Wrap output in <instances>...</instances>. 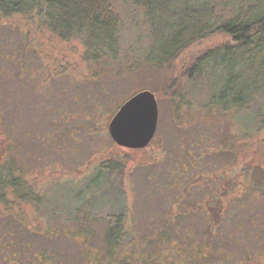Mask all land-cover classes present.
Masks as SVG:
<instances>
[{"label": "rangeland", "instance_id": "obj_1", "mask_svg": "<svg viewBox=\"0 0 264 264\" xmlns=\"http://www.w3.org/2000/svg\"><path fill=\"white\" fill-rule=\"evenodd\" d=\"M110 1L117 29L77 26L67 9L65 22L62 8L48 21L0 15V148L6 150L0 235L6 231L12 245L42 253L41 264H111L105 239L113 207L118 214L125 207L129 230L144 231L163 217L169 221L170 212L185 218L180 209L188 202L229 184L224 206L233 219L217 231L229 249L258 254L249 264H264V48L242 53L238 66L234 52L203 55L191 82L183 68L228 37L210 33L176 59L167 57L193 27L230 22L229 10L215 18L221 14L215 4L248 11L258 0ZM45 21L53 31L38 26ZM74 34L83 41L61 37ZM141 91L157 94L156 133L147 147L119 146L109 134L110 116ZM111 163L124 166L123 197L112 193ZM14 178L42 194V204L20 200L25 189L14 194ZM90 198L97 203L79 212ZM169 225L151 235L154 249L166 255L175 246ZM141 243L137 264L148 257Z\"/></svg>", "mask_w": 264, "mask_h": 264}, {"label": "trees", "instance_id": "obj_2", "mask_svg": "<svg viewBox=\"0 0 264 264\" xmlns=\"http://www.w3.org/2000/svg\"><path fill=\"white\" fill-rule=\"evenodd\" d=\"M29 1L30 0H0V15L2 17H7L19 14L26 17V19L29 18L34 21L36 19L47 20L52 16L54 9L60 10V8H62L65 10L67 9L73 14V16H76L73 23L77 26L82 27L83 24H85L88 27H99L103 30L117 29L119 26V13L116 12L110 0ZM215 8H217L218 11L221 10L220 15H215V18L217 19H224V13L228 10L231 11V16L227 18L230 22L227 21L226 24H224L223 22L219 23V21H215L205 23L197 29L196 27H193L192 30L186 33L185 36L187 38L185 43L175 49L171 55L167 56L169 57V60L176 59L179 57L180 52L194 45L197 41L205 39L207 36L211 35L210 33L215 34L216 32H219L228 37L229 41H227V43L216 46L214 50H206L204 54L199 55L190 65L183 68L184 75L190 82L192 81L195 72L200 69L203 55L204 58H206V56L212 55V51H218L221 53L224 51H230L231 53L234 52L238 66L241 63L240 60H243L245 57L242 53L250 52V50L260 52L264 48V0H258V3L250 7L248 11H245L244 5L241 4L233 10L229 9L227 6L225 8H220L218 4H215L214 9ZM257 9H260V11L255 13ZM67 10L63 20L68 19L67 14L69 13H67ZM211 19L214 20L212 17ZM47 21L39 22L38 26L42 25L48 30L53 31L54 26ZM65 22H67V20H65ZM61 37L66 39V41H83L82 35L80 34H74L73 36L61 35ZM85 46L88 45L85 43ZM87 52L89 54V51ZM93 59H99V57L95 55ZM155 97H157V94H155ZM181 97L183 96L181 95ZM113 117L114 116H110L109 122ZM262 125L264 126V122ZM5 152L6 150L4 148H0V173L5 164ZM107 168H109L110 172L109 178H111V182L115 184L112 187V193L115 194L116 191H118L119 197H123L124 188H122V179L125 174L124 166H122L121 163H117L116 165L111 163ZM102 174L103 173L100 172V174L96 175V181H98L99 176ZM113 175H115L114 178H112ZM26 183V181L23 183L19 182V178L12 179L13 193L19 194L18 191L25 189L23 191L24 193L20 196V200L32 203L35 207L40 206L44 201V196L39 192H36L32 186H28L27 188ZM228 185H225L223 191L220 193H216L212 190L211 192L209 191L206 194L208 195L207 199H203L199 203L186 199V201H190L187 204V208L184 210V208L180 207V212L185 218L179 219L178 217H174L173 212H170L171 218L169 221L165 220L163 217L160 224L144 231L137 228L136 231L135 228L132 231L129 230L125 221V215L127 212L125 207L121 209L120 214H118L115 207H113V209L109 210L110 212L107 215L109 227L106 231L105 239L107 244L106 252L113 260V262L110 261L109 263L114 264L116 262L117 264H131L134 262V264H137L140 258H136L135 256L137 255V252L142 249L143 244L141 242L143 241L146 243L144 251L148 255L146 259H141L143 264H249L252 260H257L256 256L258 254L250 252L251 250L246 251L244 246L235 247V249H229L226 247L224 245L226 241L221 239V237H223V232L217 231V228L222 229L224 226L231 225L233 219L230 210L224 206L227 201L229 202L228 199L230 198V191L227 188ZM4 193H1V196H4ZM96 203L97 200L90 198V200H87L86 204L80 205L79 212L87 209L86 207L89 208L87 210H90ZM5 205H8L5 207V210L6 212H9L11 207H9L7 202H5ZM236 206L234 207L237 208ZM199 215H201V217ZM235 219L234 226H242V217H239L237 214ZM168 225L170 231L173 233L172 240L175 241V246H173L174 248L172 251L166 255L163 248L159 247L157 251L154 249L151 235L153 233L167 230ZM86 232L89 233V231ZM141 232H144V234L141 235ZM5 244L9 245V242H4L3 246ZM25 248L26 253L24 255L28 257L29 264H41L44 262L42 253H32L30 251L31 248L28 246V250L27 245ZM16 249L20 251L21 256L23 254V249L19 247H16ZM215 249H222L225 251L220 253ZM229 251L234 252V255L228 256L227 252ZM17 252L16 254L18 255ZM254 254H256V256ZM133 255L134 259L132 260ZM169 256L173 257V259L169 260ZM1 262L2 264H7L4 260H0V263ZM49 264L52 263L49 261Z\"/></svg>", "mask_w": 264, "mask_h": 264}, {"label": "water", "instance_id": "obj_3", "mask_svg": "<svg viewBox=\"0 0 264 264\" xmlns=\"http://www.w3.org/2000/svg\"><path fill=\"white\" fill-rule=\"evenodd\" d=\"M158 114L155 93L141 91L125 103L109 122V134L119 146L147 147L156 133Z\"/></svg>", "mask_w": 264, "mask_h": 264}, {"label": "flooded vegetation", "instance_id": "obj_4", "mask_svg": "<svg viewBox=\"0 0 264 264\" xmlns=\"http://www.w3.org/2000/svg\"><path fill=\"white\" fill-rule=\"evenodd\" d=\"M8 234H6V231H5L3 233V236L2 237L0 236V255H1V257L4 256L1 258V260L6 261L7 264H29L28 257L24 255L26 253V249L22 248L23 254L20 256V251H18L16 249V247H18V246L15 245L16 246L15 247L12 245V243H13L12 238L7 239L6 235L8 236ZM4 238L6 239L5 243L9 242V245L5 244L4 246H2ZM16 252L18 253V255L16 254ZM0 264H2V262Z\"/></svg>", "mask_w": 264, "mask_h": 264}]
</instances>
